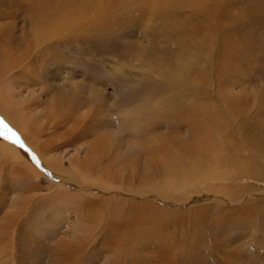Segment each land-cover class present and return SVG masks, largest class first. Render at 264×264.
I'll return each instance as SVG.
<instances>
[{
	"label": "rangeland",
	"instance_id": "1",
	"mask_svg": "<svg viewBox=\"0 0 264 264\" xmlns=\"http://www.w3.org/2000/svg\"><path fill=\"white\" fill-rule=\"evenodd\" d=\"M142 1L145 2L116 0L119 6L112 8L109 23L104 22L102 33L106 37L94 38L101 34L92 33L85 37H92L95 42L83 44L67 38L69 42L61 44L60 48L57 40L51 44L53 56L46 63L24 60L23 65L27 61L24 67L17 69L21 92L25 96L29 93L30 98L34 94V101L42 106L49 103L53 106V97L58 95L54 86L62 85V76L71 73L74 81L92 84V88L100 92L101 106L91 110L87 105L89 96H84L86 101L79 112L80 120L88 116L84 121L90 127L95 118V126L89 129L90 137L86 142L93 139V129L98 135L114 131L118 133L116 138L129 142L131 132L126 126L132 123L133 130L142 138L139 144L150 147L158 144L161 135L176 138L181 133L185 136L184 128L179 127V121L185 118L168 111L169 116L146 120L138 112L143 109L144 101L153 105L164 99H175L177 106H182L180 111H184L183 107L192 109L201 126H210L223 134L222 137L217 133L212 135L213 146L209 152L200 149L209 150V146L197 144L200 152L196 168L200 171L195 180L182 183L194 184V187H181L178 210L155 199L148 200L151 205H163L172 212L188 213L182 224L171 226L180 233L178 243L173 244L174 262L264 264V0H213L220 5H215L217 17L211 21L194 14L187 5L175 9L162 1L159 4L169 16L168 22L153 19L149 31L144 19L132 22V7L134 10ZM24 3L23 0H0V33L6 28L19 35L18 30L13 29H21L22 17L26 15L23 11L17 13L14 8L28 11ZM146 32L149 37L145 36ZM190 56L198 58L195 64L190 62ZM187 67L192 70L185 69ZM53 73L61 78H55ZM214 77L217 88L210 82ZM193 82L196 87L191 85ZM67 100L70 104L71 100ZM3 120L1 116L0 121ZM11 125L8 123L10 129ZM245 139L251 148L247 149L242 141ZM1 147L0 264H118L121 260L126 262L120 264H159L157 259L162 248L170 242H157L154 249L152 245L145 249L130 247L119 254L116 246L104 245L107 242H102L101 236L91 243L85 236H82L84 241L72 239L71 228L66 225H78V219L68 210L69 206L47 207L54 192L50 183L42 178L36 190L37 201L29 206L27 214L14 218L13 210L6 208L11 198L27 190L23 197L34 194H30L29 184L16 182L17 174L10 175L11 172L4 169L3 161L8 160H3L4 148ZM59 213L60 217L63 214L61 218ZM63 218L64 222L60 220ZM77 232L78 228V235ZM120 233L123 231L114 229V238ZM62 240H67L68 247L59 248ZM62 252L67 253L66 257ZM6 254L8 256H3ZM58 257L64 258L58 261Z\"/></svg>",
	"mask_w": 264,
	"mask_h": 264
},
{
	"label": "bare ground",
	"instance_id": "2",
	"mask_svg": "<svg viewBox=\"0 0 264 264\" xmlns=\"http://www.w3.org/2000/svg\"><path fill=\"white\" fill-rule=\"evenodd\" d=\"M103 1L23 0L25 6L29 7L28 11L20 7L14 8L17 13L23 11L26 15L22 17L21 29L17 27L13 29L18 30L19 35L15 34L16 32H9L6 28V30L3 28L0 33V118L4 116L6 121L3 120V123L12 124L11 130L15 126V131H12L25 146L21 148L18 144L1 136L0 147L4 148L3 160H8L3 161L4 169H8L11 172L10 175L17 174L16 177L14 176L17 179L16 182L29 184L30 194H34L25 198L23 195L26 191H22L21 194L18 192L20 196L18 194L11 198L6 208L13 210L14 218L17 215L27 214L29 206L37 201L36 192L38 191L36 190H39V179L42 178L50 183L51 190L53 189L54 192V195L48 199L50 206L47 203V207L69 206L68 210L78 219V225L71 226L69 223L66 225L67 228L72 229H70L72 239L84 241L85 238L82 236H85L91 243L101 236L102 242H107L104 245L116 246L119 254L130 247L133 249L138 246L140 249H145L146 246L152 245L154 249L157 248L155 243L167 241L170 245L162 248L157 261L159 264H175L176 252L173 244L178 243L180 233L179 229L171 228V226L174 223L182 224L188 213L172 212L171 208L151 205L148 200L155 199L176 210L180 206L181 187L187 189L194 187V184L189 183L197 178L200 171L196 168L200 152L197 144L209 146V150L200 148L201 151L209 152L213 146L214 136L212 135L217 133L222 137L223 133L210 126H201L193 110L183 107L184 111H180L182 106H177L175 99H164L153 105L144 101V110L139 109L138 112L146 120H150L156 116H166L168 111H175L182 116L179 118H185V121L182 119L179 121V127L184 128L185 136L181 133L175 136L176 138H166L165 135H161L158 144L153 143L148 147L139 144L142 138L137 136L136 130H133L134 125L127 123L126 129L131 132V138L134 141L125 142L118 139L116 138L118 133L114 134L111 130L104 135H98L96 129H93L91 132L93 139L86 142L90 137L89 129L95 126V118L90 127H88L89 123L84 121L88 116L80 120L79 112L84 109L86 101L84 96L86 94L89 96L87 105L91 110L101 106L99 90L92 88V84L88 86L74 81L71 73L62 76V85L54 86L58 95L53 97V106L50 103L48 106H42L34 101V94L30 98L29 93L25 96L21 92L22 85L19 82L21 76L17 69L23 65L24 60L30 59V63L41 61L46 63L53 56L51 44L57 40L58 48H60L61 44H67L69 40L77 44H83L85 41L94 43L92 37L90 39L85 37L92 33L101 34V36L95 35L94 38L106 37L105 33H102L103 27L111 19L112 8H116L120 3H116V0H107V3ZM162 1L175 9L187 5L193 9L194 14L210 21L217 17V14L214 15L215 5H220L213 0H151L150 2L145 0L134 10L132 7V22L134 20L137 22L138 18L144 19L148 22L144 23L147 31L152 29L150 22L153 19L168 22L169 16L166 15L167 12L164 13L166 10L159 4ZM145 36L149 37L150 34L146 32ZM152 42L153 38L149 43ZM189 58L191 63L198 59L191 56ZM185 69L192 70L190 67ZM53 74L55 78H61L57 73ZM210 82L216 88L218 87L215 77ZM193 83L191 85L196 87ZM190 96L194 97V94ZM68 98L71 100L70 104H67ZM2 131L3 129L0 128V132ZM246 139L242 140L245 145L248 142ZM248 146L247 144V149ZM245 154H248L247 151ZM2 169L3 165H1V171ZM7 180L9 181V178ZM186 182H189L188 185H182ZM41 205L46 206L44 203ZM60 220L64 222L65 219ZM167 224H170V227ZM114 229L123 233L114 238ZM62 242L59 248L68 247L67 240ZM62 254L65 257L67 255L64 252ZM59 257L58 261L64 258L59 259ZM123 262L121 260L118 264Z\"/></svg>",
	"mask_w": 264,
	"mask_h": 264
},
{
	"label": "snow or ice",
	"instance_id": "3",
	"mask_svg": "<svg viewBox=\"0 0 264 264\" xmlns=\"http://www.w3.org/2000/svg\"><path fill=\"white\" fill-rule=\"evenodd\" d=\"M0 128L3 129V131L0 132V136H3L5 139L11 140L13 143L18 144L21 148L25 147L24 144L20 141L17 134L13 132L6 123H3L2 121H0ZM35 159L36 158L33 155V160Z\"/></svg>",
	"mask_w": 264,
	"mask_h": 264
}]
</instances>
